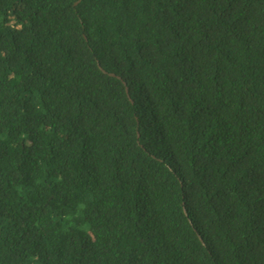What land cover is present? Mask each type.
<instances>
[{"label":"trees","instance_id":"obj_1","mask_svg":"<svg viewBox=\"0 0 264 264\" xmlns=\"http://www.w3.org/2000/svg\"><path fill=\"white\" fill-rule=\"evenodd\" d=\"M0 264H264V0H0Z\"/></svg>","mask_w":264,"mask_h":264},{"label":"water","instance_id":"obj_2","mask_svg":"<svg viewBox=\"0 0 264 264\" xmlns=\"http://www.w3.org/2000/svg\"><path fill=\"white\" fill-rule=\"evenodd\" d=\"M98 67H99V69L103 72V73H106L104 70H102L101 69V67H100V65L98 64ZM109 76H114L115 77V75L113 74V73H109L108 74ZM118 79H120V77H118V76H116ZM123 84L125 85V82H123ZM125 90H126V93H127V89L125 88Z\"/></svg>","mask_w":264,"mask_h":264}]
</instances>
